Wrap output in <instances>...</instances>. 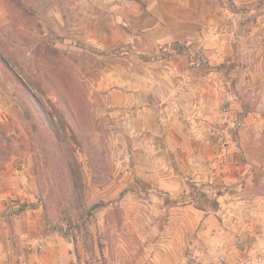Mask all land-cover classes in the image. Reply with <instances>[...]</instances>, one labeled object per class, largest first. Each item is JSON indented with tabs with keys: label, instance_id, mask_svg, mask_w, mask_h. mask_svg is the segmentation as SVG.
<instances>
[{
	"label": "rangeland",
	"instance_id": "374dc122",
	"mask_svg": "<svg viewBox=\"0 0 264 264\" xmlns=\"http://www.w3.org/2000/svg\"><path fill=\"white\" fill-rule=\"evenodd\" d=\"M2 194L16 264H262L264 0H0Z\"/></svg>",
	"mask_w": 264,
	"mask_h": 264
},
{
	"label": "crops",
	"instance_id": "0c3cea01",
	"mask_svg": "<svg viewBox=\"0 0 264 264\" xmlns=\"http://www.w3.org/2000/svg\"><path fill=\"white\" fill-rule=\"evenodd\" d=\"M29 180H30L29 188L27 190H23L19 197H20L22 202L27 201L29 203H34L36 201V191H35L36 186L34 184H31V179H29ZM2 195L4 197H3V199H1L0 205H2L4 208H7V207H9V205H11L10 202L4 203V200L8 196H6V194H2ZM8 195H10V194H8ZM11 196L14 197V195H11ZM33 210L38 211L37 208H35ZM0 264H16L15 258H13L12 256H0ZM25 264H30V260L28 258H27V261L25 262Z\"/></svg>",
	"mask_w": 264,
	"mask_h": 264
},
{
	"label": "trees",
	"instance_id": "16d2710c",
	"mask_svg": "<svg viewBox=\"0 0 264 264\" xmlns=\"http://www.w3.org/2000/svg\"><path fill=\"white\" fill-rule=\"evenodd\" d=\"M179 50V49H178ZM201 196L202 197H206V194L205 193H201ZM207 199V198H206ZM206 201H209V199L208 200H206ZM211 205H212V207H214V208H217L218 206H219V201L217 200V199H214V200H211ZM28 207H34V205H32V204H23V205H21L20 207H19V209H18V211H17V213L19 212H22L23 210H25V209H27ZM199 209H202V210H206L207 208H206V205L205 204H202V203H200L199 202V207H198Z\"/></svg>",
	"mask_w": 264,
	"mask_h": 264
},
{
	"label": "built area",
	"instance_id": "2783aa9c",
	"mask_svg": "<svg viewBox=\"0 0 264 264\" xmlns=\"http://www.w3.org/2000/svg\"><path fill=\"white\" fill-rule=\"evenodd\" d=\"M249 256H252V258H254L256 261H260L262 264H264V249L256 250Z\"/></svg>",
	"mask_w": 264,
	"mask_h": 264
}]
</instances>
